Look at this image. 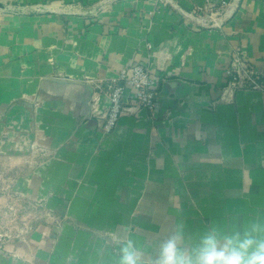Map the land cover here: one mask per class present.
<instances>
[{"label": "crops", "instance_id": "1", "mask_svg": "<svg viewBox=\"0 0 264 264\" xmlns=\"http://www.w3.org/2000/svg\"><path fill=\"white\" fill-rule=\"evenodd\" d=\"M0 0V156L47 218L0 234V264H116L117 241L153 252L190 231L264 216V93L224 92L233 55L264 69V0ZM150 46V47H149ZM135 64L153 112L130 90L116 128L96 89Z\"/></svg>", "mask_w": 264, "mask_h": 264}, {"label": "clouds", "instance_id": "2", "mask_svg": "<svg viewBox=\"0 0 264 264\" xmlns=\"http://www.w3.org/2000/svg\"><path fill=\"white\" fill-rule=\"evenodd\" d=\"M117 247L116 264H264V216L246 224L209 223L195 232L177 217L153 252L132 236Z\"/></svg>", "mask_w": 264, "mask_h": 264}, {"label": "built area", "instance_id": "3", "mask_svg": "<svg viewBox=\"0 0 264 264\" xmlns=\"http://www.w3.org/2000/svg\"><path fill=\"white\" fill-rule=\"evenodd\" d=\"M230 4L231 0H219L216 5L211 4L209 10L212 13L222 12ZM226 76L228 83L224 90L225 94L237 90L264 93V69L257 70L242 57L240 52L233 55ZM96 89L100 93L107 94L110 100L108 112L102 115L104 120L102 127L107 133L116 128L121 115L128 111L124 103L127 91L130 90L135 102L140 107L151 112L155 110L158 101L156 81L151 77L148 66L144 64H135L129 69L122 70L116 78L109 82L97 84Z\"/></svg>", "mask_w": 264, "mask_h": 264}, {"label": "rangeland", "instance_id": "4", "mask_svg": "<svg viewBox=\"0 0 264 264\" xmlns=\"http://www.w3.org/2000/svg\"><path fill=\"white\" fill-rule=\"evenodd\" d=\"M28 165L0 156V234L9 238L20 237L47 218L41 207L17 191Z\"/></svg>", "mask_w": 264, "mask_h": 264}]
</instances>
